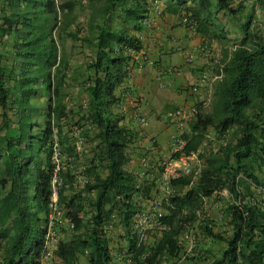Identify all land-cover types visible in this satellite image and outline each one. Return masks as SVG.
<instances>
[{"label":"trees","instance_id":"trees-1","mask_svg":"<svg viewBox=\"0 0 264 264\" xmlns=\"http://www.w3.org/2000/svg\"><path fill=\"white\" fill-rule=\"evenodd\" d=\"M95 1L89 0L88 33L79 37L76 0H0V129L18 128L0 140V264H40L53 183L60 215L72 223L53 250L55 264H176L183 256L202 260L204 253L211 259L206 264H264V33L253 24L260 19L257 4L264 13V0L167 1L165 10L185 15L193 30L227 42L216 14L222 9L241 35L232 49L224 48L211 109L195 110L190 131L181 134L182 150L172 154L195 152L200 170L196 178H170L174 189L160 199L162 210L152 213L149 227L138 220L143 201L155 195L157 176L143 168L145 154L140 171L125 167L138 132L121 122L116 109L117 87L135 60L131 52L142 47L131 31L144 26L147 2ZM60 36L83 38L81 48L89 51L72 63ZM70 80H79L87 100L67 103ZM13 109L22 112L16 122L7 113ZM208 126L234 138L202 147ZM77 137L95 143L79 149ZM223 190L225 210L208 219L206 200ZM217 223L228 228L217 230ZM196 227L217 248L195 243L188 252L183 236L189 231L195 238Z\"/></svg>","mask_w":264,"mask_h":264},{"label":"crops","instance_id":"crops-1","mask_svg":"<svg viewBox=\"0 0 264 264\" xmlns=\"http://www.w3.org/2000/svg\"><path fill=\"white\" fill-rule=\"evenodd\" d=\"M167 1L146 0L148 21L142 29L131 31L141 39L142 47L131 52L135 60L130 66L129 78L116 90L120 97L116 109L123 115L121 122L138 132L137 139L128 147L125 164L127 169L134 172L142 169L138 166L140 155H163L172 150L174 135L190 131L195 110H202L213 99L214 85L223 65L225 42L189 28L184 21L185 15L180 18L178 14L165 10ZM212 1L214 4L217 2ZM238 1L232 0V3ZM256 8L258 11V4ZM220 12L225 11H217V16ZM224 25L229 37L228 26L225 22ZM215 49L220 52H215ZM194 84L198 90L191 92L189 88ZM179 108L189 114L182 125L173 115ZM15 111L8 110L7 113L16 122L22 112ZM2 112L3 108L0 107V124ZM136 112L145 116L146 123L138 124ZM208 127L212 128H207L206 132L209 133L205 135L210 140H217L213 145L218 147L221 137L213 126ZM5 133L17 134L18 128L0 129V140ZM152 140L156 142L152 143ZM94 143L82 142L86 149H91ZM90 154L91 151L88 152ZM193 157H197L195 152L187 154L185 164L188 165V159ZM104 174L105 170L102 171Z\"/></svg>","mask_w":264,"mask_h":264},{"label":"rangeland","instance_id":"rangeland-1","mask_svg":"<svg viewBox=\"0 0 264 264\" xmlns=\"http://www.w3.org/2000/svg\"><path fill=\"white\" fill-rule=\"evenodd\" d=\"M96 4V6H103L105 1L104 0H96L94 2ZM236 3V2H235ZM76 12L78 14V19L79 21L82 23L83 25V29L82 32L79 33V37H83L85 33H88L87 30V21H88V16H90L91 12H92V7H90L89 5V0H76ZM259 20L260 21H254L253 24L258 27L260 29L261 32L264 33V13L263 10L259 9ZM114 15H116V13H114ZM220 18H223L225 24L228 26V33H229V37L228 40H226L227 42H222L224 43V45H226V48H232L234 47L235 43L239 41V37L241 34H239L240 32H238V24L236 22L235 19H233L232 17H229L226 13L220 12L219 15ZM260 22V23H258ZM60 46L63 48L64 47V52H66L68 54V56L71 57L72 63L75 62H79L84 58V54L86 53V51H89L88 48H86V46L84 48L83 47V38H78V39H73L69 36H60L58 38ZM219 42H221V40H218ZM90 47H93V45H90ZM219 50L215 49V52H218ZM220 52V51H219ZM220 56V55H218ZM74 65V64H73ZM70 85L66 86L65 90H67V92L65 93V100L67 101V103L69 105L75 104L77 101H81V100H87L86 97V93L85 91H83L79 85V80H70ZM68 87V88H67ZM211 101L210 100L204 108H202L203 112H207L211 109ZM138 124H140V122L138 121ZM209 129H211L212 127H207ZM209 132H206V134H208ZM227 138H234L233 137V133L231 132L230 134H226L224 137H221V140H227ZM221 140H219V142H221ZM217 140H210V137L205 135L204 138V142L202 147L205 148H211V147H215L213 145V143H215ZM156 142V140H154L152 143ZM217 143V142H216ZM89 149V147H87ZM173 150H170L166 153H164L163 155H158L157 157H152V156H148L145 154L146 160L145 162H147V165H142V163L140 162L141 159L139 158V162L140 164L143 166V168L149 169V171H151V174H154L155 176H157V185L154 186V191H155V195L153 196V199L156 198V202H154L153 199L151 200H144L143 201V207H144V215L139 217V224H141V226H151L152 224V213L156 212L157 210H162V208L160 207L159 201L160 199L165 196L167 193L173 191L174 187L170 184V179L164 178L162 173L164 171L163 166L164 163L163 161H167V162H175L173 161L174 158L172 157L173 154ZM140 153V151H139ZM140 157V156H139ZM188 165H186L184 163V161H179L177 164L180 168H183L181 170V172L183 173H191L193 175V178H196L199 170H200V161L198 160L197 157H193L192 159H188L187 161ZM140 167V165H138ZM185 166H188L190 171L189 172H184L183 170H185ZM264 169V166H263ZM80 181H81V177H80ZM186 187H182L181 190H183ZM157 191V192H156ZM217 195H219L218 197H214L212 196L211 199L208 198L205 202V208L208 212V219H215L219 214H221V212H223L225 204L227 202V190L222 191L221 193H218ZM145 216V218H144ZM207 219V218H206ZM58 223H53L52 224V228L55 230V232L60 236H65L70 229L68 228L67 222L65 217L60 216V220H58ZM57 222V221H56ZM225 227V230L228 228L227 225L225 224L224 226L220 225V223L215 224V229L219 230V229H223ZM117 230V229H116ZM113 232V231H112ZM118 230L113 232V238L114 241L111 242V245L113 246V249L115 247V243L117 242L116 239L118 237ZM192 233H194L195 238L191 237V234L189 233V231L187 232V234H185L184 237V244L187 246V250L188 252H190L191 246L193 244H197L199 243V245H197V248H199L200 244H203L205 247L211 245L213 249L217 248V244L215 243H210L209 240H206L204 242L202 233L199 232V228L196 227ZM151 237H149L150 239H152L153 235H156V231H151L150 232ZM196 238L198 239L197 242ZM118 243V242H117ZM54 247L52 245H50V249H53ZM197 251L194 254H197ZM205 253H204V258L202 260H197V261H189L187 262L185 259V256H183L182 258H180V260L177 261L176 264H206V263H210V258L205 259ZM48 264H55V261L53 262H47Z\"/></svg>","mask_w":264,"mask_h":264},{"label":"built area","instance_id":"built-area-1","mask_svg":"<svg viewBox=\"0 0 264 264\" xmlns=\"http://www.w3.org/2000/svg\"><path fill=\"white\" fill-rule=\"evenodd\" d=\"M148 21V16L146 14V16L143 18L142 22L144 24H146ZM184 21L185 22H188L187 21V17L184 18ZM187 25V24H186ZM189 28L193 29L194 28V25L192 23L189 22V24L187 25ZM129 75H130V70H129ZM129 75L125 78H129ZM191 92H196L198 90V86L196 84L192 85L190 88ZM173 115L175 116V118L180 122V125H182L183 123V120H186L187 117L189 116V114L182 108H179L177 109ZM136 118L137 120L140 122V123H146V118L143 114H141L140 112H136ZM75 129V135H79L80 133V128L78 127H74ZM173 148L172 150L174 152L176 151H179V150H182L183 148V145H184V138L181 136V135H174L173 136ZM154 141V140H152ZM82 140L78 139L77 137V140H76V143H77V147L79 149H83V144H82ZM187 154L185 153H182L180 154V156L178 158H174L175 162H167V161H163L164 163V166H163V177L164 178H167V179H170L171 177H174V176H177L183 172H181V170L183 168H180V166H178V162L179 161H184V163L186 162V159L184 157H186ZM54 158L55 160L58 162L59 161V157H58V153L57 151H55V154H54ZM58 164V163H57ZM185 170H183L184 172H189L190 169L188 166H185ZM59 166L57 165L55 167V170H58ZM55 181L57 180L56 177L54 179ZM259 189H262L264 190V188H259ZM224 191V190H223ZM264 193V191H263ZM57 186H56V183H53V193H52V202H51V208H52V212L50 213V222H49V227H48V230H47V233H46V236H45V240H46V249L45 251L43 252V254L41 255L40 257V264H48L47 262H53V261H57V257H55V253H54V248L56 247V243L58 241V239L60 238V236L55 232V230L52 228V224L53 223H56V221L58 222V220H60V214H61V209L60 207L58 206V203H57ZM156 203H158L156 200H155ZM145 218V216H144ZM66 222H67V225L68 226H72V223L70 222V220L68 218H66ZM50 245H52L54 248L53 249H50Z\"/></svg>","mask_w":264,"mask_h":264}]
</instances>
